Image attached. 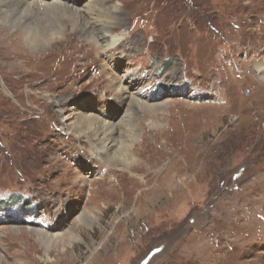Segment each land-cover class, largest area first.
I'll list each match as a JSON object with an SVG mask.
<instances>
[{
    "label": "rangeland",
    "instance_id": "obj_1",
    "mask_svg": "<svg viewBox=\"0 0 264 264\" xmlns=\"http://www.w3.org/2000/svg\"><path fill=\"white\" fill-rule=\"evenodd\" d=\"M43 1L28 2L43 14ZM117 5L115 34L124 36L112 54L70 35L32 57L20 38L5 39L0 200L16 196L37 212L0 207L3 264L24 263L31 243L37 264H264V81L256 70L264 60V0ZM20 50L29 54L14 58ZM134 70L147 94L137 99L170 105L137 114L130 173L92 158L61 120L73 102L80 109L91 100L99 117L98 101L115 105L118 114L103 119L119 122L120 95L109 78ZM168 174L177 190L160 191ZM32 230L66 239L44 248Z\"/></svg>",
    "mask_w": 264,
    "mask_h": 264
},
{
    "label": "bare ground",
    "instance_id": "obj_2",
    "mask_svg": "<svg viewBox=\"0 0 264 264\" xmlns=\"http://www.w3.org/2000/svg\"><path fill=\"white\" fill-rule=\"evenodd\" d=\"M28 1L0 0L1 53L10 50L3 46L7 44L5 42L6 38L11 41L10 44L15 39L20 38L24 46L32 49V57H35L39 56L38 54L43 55L51 50L50 48H53L63 38L70 35L83 39L84 42L95 47L96 50H107L110 54L119 50L117 46L122 43L124 34H115V30L121 26L120 7L117 5L118 0H91L88 1L87 5L82 6H79L82 1L78 5L70 6L66 2L45 0L42 3L44 7L43 14H40L36 8L40 3L38 5L37 2L30 4ZM104 3H107L105 8L103 7ZM1 37L4 38L1 39ZM13 53L14 58L15 56L19 57V55L25 57L29 54L25 50L14 51ZM107 62L111 64L114 61L107 59ZM261 63L256 66V70L264 81V60ZM118 67L120 68L119 63ZM103 72L109 77L107 67H104ZM134 72V75H130L128 72L124 74L122 78L124 80H120L118 77L109 78V89L115 94L120 95L116 105L122 111L120 115L122 119L119 122L113 121V123L104 120L105 118H109L110 114H118L117 109L113 110L115 105L110 109H106V107L103 109L99 101L96 107L99 108L102 118L91 112L95 104L91 100L81 104L80 109H74L77 106L76 101L73 102V108L70 109L72 112L70 117H64L63 111H61L63 115L61 124L73 137L89 144L92 158L106 167H111L113 170L120 169L121 171L130 173L133 164L137 162L136 157L131 152L136 145L137 136L139 135V132H137L139 128L134 122L137 114L147 112L153 116L155 111H167L170 105L149 104L137 99L146 97L147 94L143 93L142 88H138L139 83H141V78L138 77H142V75L135 70ZM171 86H173V82ZM65 99L70 102L73 101V98L70 97ZM60 101L57 102L58 104L56 103L59 106L63 104L62 99ZM106 111L110 114L106 113ZM153 123L156 125L155 122ZM94 172L98 173V170L95 169ZM172 177V174L170 176L168 174L164 178L166 184L162 187L159 186L160 191L166 189L169 191L177 190L173 180L175 177ZM147 185L148 183L143 186ZM156 190H159V188L154 187L145 191L147 193H144L149 195L150 193L148 194V192L153 193ZM144 193L141 195L144 196ZM85 218L86 215H80L81 222L85 221ZM68 233L69 237L73 239V236H75L73 232L69 231ZM31 234L37 238L44 248H50L51 245L63 243V240L66 239L65 236L60 234L51 235L38 230H32ZM73 240L78 241V238L75 237ZM37 248L33 247L32 243L27 246L26 252L23 253L25 262L22 264H37V260H35V249ZM3 263L4 261L0 256V264Z\"/></svg>",
    "mask_w": 264,
    "mask_h": 264
},
{
    "label": "trees",
    "instance_id": "obj_3",
    "mask_svg": "<svg viewBox=\"0 0 264 264\" xmlns=\"http://www.w3.org/2000/svg\"><path fill=\"white\" fill-rule=\"evenodd\" d=\"M17 197L12 196L11 198L7 199V200H1L0 201V207L1 208H5L6 206H8L9 208H19L21 206V210H35L34 208L31 209V203H29L30 201H24L22 200L23 204H19V202L17 201ZM10 209H7V211H9Z\"/></svg>",
    "mask_w": 264,
    "mask_h": 264
}]
</instances>
